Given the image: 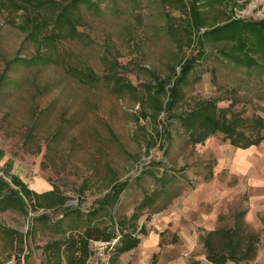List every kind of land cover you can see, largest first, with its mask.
I'll return each instance as SVG.
<instances>
[{
	"label": "rangeland",
	"instance_id": "374dc122",
	"mask_svg": "<svg viewBox=\"0 0 264 264\" xmlns=\"http://www.w3.org/2000/svg\"><path fill=\"white\" fill-rule=\"evenodd\" d=\"M11 1L0 0V76L5 62L17 54L35 55L25 35L12 26L20 21V13H15ZM233 1L238 6L229 8L235 18L264 19V0ZM22 6L31 15L41 14L51 21L56 16L38 12L35 5ZM99 8L100 17L82 9L78 35L57 42L56 64L27 70L15 67L6 73L8 83L0 89V177L12 187V179L18 177L36 193L58 188L68 199L66 206L83 212L97 207L114 181H128L115 212L130 216L143 192L155 189L153 179L140 176L141 172L150 169L160 178L162 169L152 166L159 161L171 178L168 195L178 196L157 213L142 211L138 225L144 226L146 235L141 238L155 233L161 246L175 240L165 229L171 207L184 208L187 219L217 215L215 230L232 227L233 214L249 211L252 203L251 220L247 223L244 216V221L249 233L259 235V243L255 258L246 264H264V199L255 198L261 191H253L248 183L254 177L264 178V141L242 150L218 135L192 146L169 115L162 113L156 120L141 117L146 86L170 77V68L180 58L196 52L197 35L188 33L181 8L175 3L162 6L158 0L103 2ZM178 43L182 51L176 49ZM216 55L208 52L197 62L171 115L190 110L198 101L216 99L227 118L259 116L264 121V76L223 66ZM90 73L99 79L94 85L83 81L82 75ZM114 74L135 86L134 91L113 93L104 78ZM152 142L155 145L147 151ZM163 202L159 199L158 208ZM43 213L51 223L60 216L42 210L28 209L24 215L7 211L0 214V224L26 236V244L37 248L57 238L33 220ZM198 232L202 231L198 228ZM201 250L204 253L203 245Z\"/></svg>",
	"mask_w": 264,
	"mask_h": 264
},
{
	"label": "trees",
	"instance_id": "16d2710c",
	"mask_svg": "<svg viewBox=\"0 0 264 264\" xmlns=\"http://www.w3.org/2000/svg\"><path fill=\"white\" fill-rule=\"evenodd\" d=\"M20 1L21 3L16 0L10 2L16 10L15 13H20V21L12 23V26L25 35V40L32 44L35 55L22 58L17 54L12 60L5 62L4 72L0 76V89L7 85L6 73L12 68L39 69L56 64L53 56L57 50V42L73 39L78 35L77 27L82 19L78 15L82 9L90 11L94 17H100L103 15L99 8L100 3L116 4L121 0ZM158 1L162 6L175 3L181 8L188 33L197 35L196 52L187 59L180 58L177 64L170 68V77L158 82L154 87L146 86L148 92L146 98L142 99L144 111L141 112V117L144 120H156L162 113L169 115L178 123L187 137L186 142L192 146L203 144L208 138L218 135L237 149L244 150L260 145L264 141L263 119L259 116L243 119L234 114L227 118L225 110L217 106L219 100L198 101L190 110L176 115L171 113L180 102L182 91L190 84L189 78L196 72L197 62L203 60L208 52L217 53L218 61L223 66L247 72L257 78L264 76V19L246 21L235 18L229 8L238 6L233 0ZM23 4L35 5L38 12H54L56 16L51 21L50 17H43L41 14L31 15ZM217 15H220L218 19ZM171 29L172 26L169 25L168 30ZM191 42L190 36L187 45L191 46ZM175 47L182 51V45L179 43L175 44ZM177 68L179 73L176 72ZM82 77L89 85L99 81L91 73L83 74ZM114 77L117 76L114 74L104 78L105 83L111 85L113 93L134 91L135 86L130 82ZM168 85L171 86L166 88ZM151 89H154L153 93L150 92ZM164 96L168 97L167 102H164ZM154 145L155 142L149 144L147 151ZM152 166L162 169V176L156 177L150 169L141 172L140 176L147 174L153 179L155 189L150 194L143 192L141 201L130 216H116L115 212L121 194L129 185L128 181H114L97 201V207L83 212L66 206L68 199L58 188L36 193L18 177L12 179L13 187L0 177V213L14 211L24 215L28 209L34 212L42 210L59 213L60 216L54 223H51L50 217L45 213L33 218L37 223L47 226L52 234L57 235V238L42 247L49 264H89L95 252V243L108 244L110 260L116 261L141 244V236L146 234L144 226L138 225L142 211L152 209L151 213H157L178 196L168 195L171 178H167V169L163 163L157 161ZM161 198L164 199V204L158 208L156 204ZM245 214L246 209L235 212L232 216V227L211 230L203 237L204 256L208 262L246 264L255 258L259 235L248 232L244 221ZM0 236L5 238L6 248H10L6 258L14 257L16 264H19L20 258L16 255L23 253L26 237L11 229L0 230ZM0 264L5 263L0 261Z\"/></svg>",
	"mask_w": 264,
	"mask_h": 264
},
{
	"label": "crops",
	"instance_id": "0c3cea01",
	"mask_svg": "<svg viewBox=\"0 0 264 264\" xmlns=\"http://www.w3.org/2000/svg\"><path fill=\"white\" fill-rule=\"evenodd\" d=\"M248 183L253 191L257 189L261 191L259 192L261 195L255 198L263 200L264 178L254 177ZM251 204H249V211L245 214L247 223L251 220ZM187 215L184 208L171 207L167 211L165 229L171 234L172 239L174 238L175 240H171L165 246L160 245L159 237L153 233L142 237L139 247L122 255L116 261H111L109 257L100 260V264H151L152 262L153 264H211L205 259L203 251L201 250L200 252V248L203 245L204 233L214 230L215 226H217L218 216L196 214L197 216L194 217L192 215L193 217L187 219ZM198 228L202 231L201 234L198 232ZM6 229L9 228L0 224V230ZM48 241L50 239L37 244V248H33L30 242L24 245L25 249L22 254L24 255L26 251L28 252L20 258L22 263L49 264L42 248ZM27 246L29 249L26 248ZM9 250L10 248L7 249L5 246V238L0 236V261L6 263L9 260L6 258L10 253Z\"/></svg>",
	"mask_w": 264,
	"mask_h": 264
},
{
	"label": "built area",
	"instance_id": "2783aa9c",
	"mask_svg": "<svg viewBox=\"0 0 264 264\" xmlns=\"http://www.w3.org/2000/svg\"><path fill=\"white\" fill-rule=\"evenodd\" d=\"M107 246L108 244L106 243H95V252L93 257L90 259L89 264H100V260L109 258L111 256V252ZM5 264H16L15 258H10ZM19 264H23L21 260Z\"/></svg>",
	"mask_w": 264,
	"mask_h": 264
}]
</instances>
